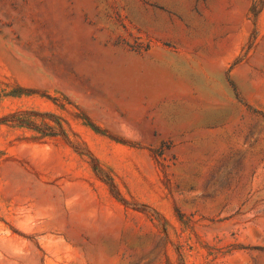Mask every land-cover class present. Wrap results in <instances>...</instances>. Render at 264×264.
<instances>
[{"label": "rangeland", "instance_id": "rangeland-1", "mask_svg": "<svg viewBox=\"0 0 264 264\" xmlns=\"http://www.w3.org/2000/svg\"><path fill=\"white\" fill-rule=\"evenodd\" d=\"M0 264H264V0H0Z\"/></svg>", "mask_w": 264, "mask_h": 264}]
</instances>
